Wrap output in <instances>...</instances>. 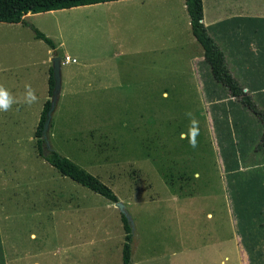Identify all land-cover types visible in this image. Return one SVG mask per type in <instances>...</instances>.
Wrapping results in <instances>:
<instances>
[{
  "label": "rangeland",
  "instance_id": "1",
  "mask_svg": "<svg viewBox=\"0 0 264 264\" xmlns=\"http://www.w3.org/2000/svg\"><path fill=\"white\" fill-rule=\"evenodd\" d=\"M204 4L208 18L222 11L234 13L216 28L229 35L219 41L220 50L234 49L238 39V46L247 47V40L264 35V22L249 20L246 14L250 8H264V0ZM88 8L29 14L18 24L0 23V85L17 100L11 110L0 112V264H123L122 214L115 203L61 176L35 149L33 134L43 103L50 99L47 70L55 51L61 60L68 55L77 63L61 65V96L45 152L53 149L96 176L124 205L132 235L130 263L244 264L218 181L229 161L249 160L243 150L258 145L255 125L250 124L251 137L244 139L250 144L244 146L238 132L234 135L228 129L227 105L206 106L194 80L178 82L176 89H162L165 84L160 82L154 90H119L131 83L127 71L132 68L154 70L159 80L162 75L178 78L184 69L191 76L198 63L187 59L200 46L185 53L172 50L165 59L120 56L127 50L110 43L116 24L123 38L140 31H133L126 16L114 8L101 4ZM177 18L181 22L183 15ZM186 19L189 22L187 15ZM255 25L259 28L255 35L247 32ZM33 29L50 38L56 49L35 39ZM187 30L192 37L189 25ZM237 33L241 37L235 38ZM26 84L38 97L31 106L23 103ZM189 112L198 121V134L190 137L197 142L195 148L189 138H181V133L189 132ZM175 164L177 170L172 169ZM182 165L187 169H180ZM195 171L201 177L196 181ZM260 172L253 171L252 177ZM193 182L196 192L216 193L217 199L178 194L181 188L194 192ZM243 194L244 200L238 193L233 199L236 216L249 229L251 243H256L264 233L256 228L259 219L248 218L247 212L253 214L260 202ZM207 211L212 220H207ZM251 264H264V259L253 258Z\"/></svg>",
  "mask_w": 264,
  "mask_h": 264
},
{
  "label": "crops",
  "instance_id": "2",
  "mask_svg": "<svg viewBox=\"0 0 264 264\" xmlns=\"http://www.w3.org/2000/svg\"><path fill=\"white\" fill-rule=\"evenodd\" d=\"M95 5L97 4H94L93 6ZM101 5L106 8H114L115 10L120 12L121 15H125L128 21V25L134 29L133 31H140L135 32L138 35L133 34L132 32L130 37L123 38L120 37V27L118 23L116 24V37L110 38V43L121 48L122 50H127L123 53L120 52L118 54L120 56H125L127 58L133 59H165L166 53L172 50L182 51L183 53H185L186 51H188L189 47L194 48L195 46H200L195 41L193 36L189 37L188 35L187 26H190V23L187 22L186 19V15L188 16V14L186 10L185 0H119L101 3ZM202 5V23L206 27L208 34L215 40L218 45L219 41H224V39L226 37H229V35L222 33L224 30L220 31L216 28L220 25L222 26V24L226 22V20H229L226 18L233 16L234 13L224 14V12L222 11L220 12V14H215L214 17L208 18L206 15L204 0H202ZM89 6L91 5L79 6L73 9L85 10L89 9ZM248 12L249 13H246L248 15L247 19L260 20V22H264V8H250ZM29 14L31 13H28L27 15ZM178 14L183 15V19L181 20V22L183 21V26L181 25L180 20L177 18ZM249 24L251 25L252 23ZM257 27V25L250 26L248 27L249 29L247 30V32L252 30V35H255V30H259V28L257 29ZM141 28H143V30H141ZM241 32L243 33V29H241L240 33ZM239 34L237 33L235 38L241 37L238 36ZM231 37L233 38V36ZM239 41H241V39L235 41L237 45L234 49L227 50V52L221 50L225 58L226 67L233 78L242 87L243 93L249 95L252 98L253 102L259 108L264 110V35H261L259 39L252 38L250 40H247V47H243L240 45L238 46ZM196 48L200 49H195V54L193 53L194 55L190 56L187 59L188 61H190L191 59L195 60L198 63V65L196 66V70L194 69V71H192L194 75L192 74L190 76V71H186L184 69V71L181 72L182 75L180 77L166 78L162 75V77L160 78L162 80L161 81L159 79H156L154 70L149 72H141L140 68H132L129 70L127 69V73L132 75V77H130L131 83L120 85L119 90H154L156 88L155 85L160 82L165 84L162 89H176L178 87L176 86L178 82L188 84L190 81L194 80V82L197 84L198 89H201L203 91L201 93V98L204 100V104L206 106L224 105V107H226L227 105L226 110L229 120L228 129L232 131L234 135H236V132H238L239 136L244 141V146L250 144V142L248 143V141L244 140L251 137L252 132L250 124L253 123L255 125V134L259 137L258 145H256L253 149L243 150V153H245V158L246 154L249 155V160L229 161L224 168V171L226 172L223 173L218 181L219 185L222 188V191L224 192V197H226L228 201L226 208L228 209V216L232 219V230L234 231H232L233 242L237 251V255L240 257L242 263L251 264L253 258L264 259V253L260 251L264 250V236H260L259 240L256 243H251L249 238V229L245 226V224L240 225L238 220L239 217L236 216L235 203L233 199H236V193L239 194V197L243 196V200L245 199V194L243 193H250L249 199H258V201L260 202V205L258 204L259 208L253 214L247 212V217L259 219L256 220V223H258L256 228L264 233V172H262L264 171V144L261 141L263 128L258 119L249 110H247L239 102L238 99L231 97L224 87L213 80L209 68L207 69L204 65L202 48ZM65 56L69 57L71 60H74L66 64L77 63L76 59L71 58L68 55ZM48 71L49 69L47 70V74ZM48 77L49 74L47 76V95ZM87 84L88 87H91L88 82ZM166 95L167 93L164 92L163 96ZM60 96L61 95H59V98ZM248 112H250L256 119H254ZM232 145L233 147H235V144ZM257 156L258 160H251L252 157L255 158ZM173 168L177 170V165L175 164L174 166H172V169ZM185 168L187 169L185 165H182L180 169L185 170ZM259 170L261 172L254 175L255 177H252L253 171ZM193 175L194 178H192V180L196 181L201 179L198 172L195 171ZM240 175H243V179L239 177ZM205 182L209 183L208 181ZM194 186V192L190 193L188 191V188H186L187 190H182L181 188L178 194L184 196V198L186 199L194 197L197 199H205L207 195V201H211L214 198L217 199L216 193H213L211 195L212 192L209 194L196 192V189H198L197 184L195 183ZM242 186L245 187L244 191L241 190ZM248 186H250V189H248ZM238 202L242 201L238 200ZM240 208L241 207L239 206V209ZM205 215L207 220L213 219L211 211H207ZM242 227L245 231L242 230ZM255 244L257 246H254ZM250 251H253V253L251 254ZM255 251H257V256H255L254 254ZM259 252L261 253L259 254Z\"/></svg>",
  "mask_w": 264,
  "mask_h": 264
},
{
  "label": "trees",
  "instance_id": "3",
  "mask_svg": "<svg viewBox=\"0 0 264 264\" xmlns=\"http://www.w3.org/2000/svg\"><path fill=\"white\" fill-rule=\"evenodd\" d=\"M112 1L119 0H0V23L18 24L23 22V18L28 13L38 14ZM185 5L190 23V32L203 50L204 63L209 67L213 80L224 87L231 97L238 99L239 102L258 119L263 128L261 141L264 144V110L259 108L249 95L243 93L242 87L227 69L223 52L220 50L215 40L208 34L206 27L202 23V0H185ZM33 31L35 39L43 41L51 50L56 49V45L50 38L36 29H33ZM54 54L58 56L56 51ZM48 74V96L51 97L54 87L52 67L49 68ZM49 108L50 99L45 101L34 131V145L37 155L46 161L48 165L55 169L61 176L69 178L76 184L105 198L111 203L118 202L114 192L96 176L86 172L53 149H48L45 152V149L48 147H46V137H44L43 129L46 113ZM121 219L124 230L122 262L123 264H130L132 242L131 229L128 221L123 215Z\"/></svg>",
  "mask_w": 264,
  "mask_h": 264
},
{
  "label": "clouds",
  "instance_id": "4",
  "mask_svg": "<svg viewBox=\"0 0 264 264\" xmlns=\"http://www.w3.org/2000/svg\"><path fill=\"white\" fill-rule=\"evenodd\" d=\"M37 102L38 97L35 90L30 84H26L24 86L23 103L31 106ZM14 103H17L16 98L3 85H0V112L11 110ZM186 115L190 118V128L188 133H181V138H189L190 146L195 148L197 142L190 137L198 134V121L193 118L192 113L189 112Z\"/></svg>",
  "mask_w": 264,
  "mask_h": 264
},
{
  "label": "water",
  "instance_id": "5",
  "mask_svg": "<svg viewBox=\"0 0 264 264\" xmlns=\"http://www.w3.org/2000/svg\"><path fill=\"white\" fill-rule=\"evenodd\" d=\"M52 63V78L54 81V87L52 90V95L50 97V108L48 112L46 113V120L44 123V137H46V134L49 129V125L52 119V115L56 109L57 101L61 92V84H62V76H61V59L58 56H54L51 58ZM116 208L120 211V213L126 218V220L129 222L130 217L127 214L124 205L121 202L115 203Z\"/></svg>",
  "mask_w": 264,
  "mask_h": 264
},
{
  "label": "built area",
  "instance_id": "6",
  "mask_svg": "<svg viewBox=\"0 0 264 264\" xmlns=\"http://www.w3.org/2000/svg\"><path fill=\"white\" fill-rule=\"evenodd\" d=\"M71 61H74V60H71L69 57L64 56V58L61 60V65H62V64L69 63V62H71Z\"/></svg>",
  "mask_w": 264,
  "mask_h": 264
}]
</instances>
